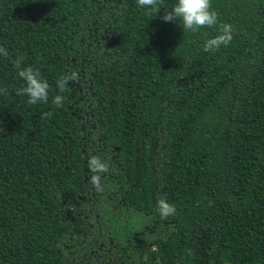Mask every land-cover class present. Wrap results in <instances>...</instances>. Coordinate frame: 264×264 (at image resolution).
Here are the masks:
<instances>
[{
	"label": "trees",
	"instance_id": "trees-1",
	"mask_svg": "<svg viewBox=\"0 0 264 264\" xmlns=\"http://www.w3.org/2000/svg\"><path fill=\"white\" fill-rule=\"evenodd\" d=\"M176 2L0 0V264H264V0H211L217 24L194 33L162 19ZM18 56L48 103L16 94Z\"/></svg>",
	"mask_w": 264,
	"mask_h": 264
},
{
	"label": "clouds",
	"instance_id": "clouds-1",
	"mask_svg": "<svg viewBox=\"0 0 264 264\" xmlns=\"http://www.w3.org/2000/svg\"><path fill=\"white\" fill-rule=\"evenodd\" d=\"M163 0H137V5L146 10L160 12V5ZM162 19L165 22L180 21L183 31L197 32L204 27H213L218 22V14L212 9L211 0H177L172 5L171 10H166ZM233 29L231 24H223L220 26V34L205 41L203 47L205 51L217 50L222 45L227 46L233 39ZM0 56L7 57L8 51L5 47L0 46ZM23 57L18 56L14 60L18 76L24 81V86L17 89V95H26L29 104L48 103L49 100V84L47 80L41 77L38 69L32 66L22 67ZM79 75L77 72L61 75L57 80V86L60 93L66 91V87L70 81H77ZM0 93L7 95V89H0ZM65 97L57 94L54 96L52 103L56 107H62ZM51 111L44 112L42 119L51 118ZM93 175L90 177V183L96 191H103L101 185L100 174L109 171V165L102 161L98 156H91L87 162ZM157 208L161 217L175 215V206L169 204L166 200L160 199L157 202Z\"/></svg>",
	"mask_w": 264,
	"mask_h": 264
},
{
	"label": "rangeland",
	"instance_id": "rangeland-1",
	"mask_svg": "<svg viewBox=\"0 0 264 264\" xmlns=\"http://www.w3.org/2000/svg\"><path fill=\"white\" fill-rule=\"evenodd\" d=\"M142 142L144 143V145L149 150V148L151 147V144H152L151 139H146V140L144 139V140H142ZM116 154L117 155H120V156L122 155L121 152H116ZM140 160L141 159H139V161ZM145 173L147 174V169L145 167H143V168H137L135 170L134 174L131 176V182H132V180L135 181V182L136 181H140L141 178L144 176ZM124 182L128 183L126 180ZM129 185H131V188L129 187L126 190V192H124L123 201L121 200L120 203H119V205L121 207H124L127 204L134 206L140 200V190H141L140 184L139 183H137V184L134 183V184H129Z\"/></svg>",
	"mask_w": 264,
	"mask_h": 264
}]
</instances>
